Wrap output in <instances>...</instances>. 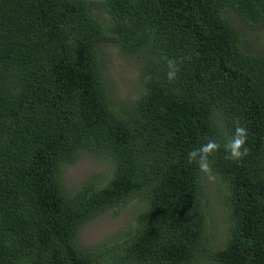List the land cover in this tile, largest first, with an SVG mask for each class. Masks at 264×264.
<instances>
[{
  "label": "trees",
  "instance_id": "1",
  "mask_svg": "<svg viewBox=\"0 0 264 264\" xmlns=\"http://www.w3.org/2000/svg\"><path fill=\"white\" fill-rule=\"evenodd\" d=\"M246 27H264V0H0V264H264V46ZM104 43L138 62L140 87L118 104ZM237 119L239 162L223 149ZM208 139L222 146L221 245L187 160ZM82 152L111 171L66 191L62 168ZM132 199L113 244L76 243L86 219Z\"/></svg>",
  "mask_w": 264,
  "mask_h": 264
},
{
  "label": "rangeland",
  "instance_id": "2",
  "mask_svg": "<svg viewBox=\"0 0 264 264\" xmlns=\"http://www.w3.org/2000/svg\"><path fill=\"white\" fill-rule=\"evenodd\" d=\"M99 15L100 12L95 11ZM245 37L253 42V46H264V27L245 28ZM98 58L100 68L106 82L107 92L112 97L115 104L121 103L135 97L140 87L138 76V62L127 54L121 53L118 47L111 43H104L99 46ZM111 166L107 160L101 156L88 153L76 154L74 161L65 165L60 174V180L66 191L74 190L85 180L97 181L102 184L108 178ZM214 177V176H213ZM217 179H209L207 174L203 176L202 194L203 200H208L206 207L213 216L210 221L214 232L213 240L221 245L223 232L225 229L224 211L216 196ZM140 202L137 199L129 200L125 205L118 209L102 210L86 219L79 227L75 241L78 245L91 248L97 243L103 246H110L113 240L119 238L120 233L133 221L134 216L139 210Z\"/></svg>",
  "mask_w": 264,
  "mask_h": 264
},
{
  "label": "clouds",
  "instance_id": "3",
  "mask_svg": "<svg viewBox=\"0 0 264 264\" xmlns=\"http://www.w3.org/2000/svg\"><path fill=\"white\" fill-rule=\"evenodd\" d=\"M190 58V57H189ZM168 71L166 76L168 81L174 82L179 72V67L174 59L165 58ZM235 128L234 133L230 140L224 145L223 149L226 153L225 158L233 161H242L249 153V149L245 146L248 138V129L241 125L237 119L234 121ZM221 144L215 139H208L206 143H202L199 147L193 148L187 153L188 163H195L198 169L209 176V179H213L212 176V164L210 157L221 149Z\"/></svg>",
  "mask_w": 264,
  "mask_h": 264
}]
</instances>
